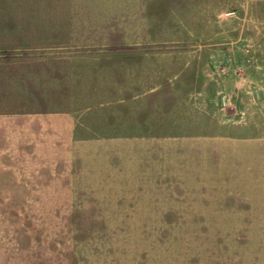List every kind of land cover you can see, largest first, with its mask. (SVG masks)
I'll list each match as a JSON object with an SVG mask.
<instances>
[{"label": "rangeland", "instance_id": "374dc122", "mask_svg": "<svg viewBox=\"0 0 264 264\" xmlns=\"http://www.w3.org/2000/svg\"><path fill=\"white\" fill-rule=\"evenodd\" d=\"M145 1L151 43L133 47L152 53L159 84L119 103L131 108L76 110L71 140L66 118L0 110V264H76L95 214L80 183L264 182V0Z\"/></svg>", "mask_w": 264, "mask_h": 264}, {"label": "crops", "instance_id": "0c3cea01", "mask_svg": "<svg viewBox=\"0 0 264 264\" xmlns=\"http://www.w3.org/2000/svg\"><path fill=\"white\" fill-rule=\"evenodd\" d=\"M38 1L13 0L14 21L0 22V53L15 55H0V110L66 118L59 139L71 140L76 110L131 108L119 103L158 86L152 53L133 47L151 43L137 30L154 26L147 1ZM77 185L96 191L81 192L95 214L77 229L76 264H264V182Z\"/></svg>", "mask_w": 264, "mask_h": 264}, {"label": "trees", "instance_id": "16d2710c", "mask_svg": "<svg viewBox=\"0 0 264 264\" xmlns=\"http://www.w3.org/2000/svg\"><path fill=\"white\" fill-rule=\"evenodd\" d=\"M1 56L4 57V59H12L15 55L13 53H0Z\"/></svg>", "mask_w": 264, "mask_h": 264}]
</instances>
